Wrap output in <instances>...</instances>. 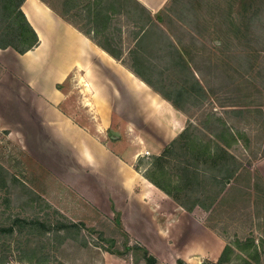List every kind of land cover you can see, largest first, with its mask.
Masks as SVG:
<instances>
[{"label": "rangeland", "instance_id": "rangeland-1", "mask_svg": "<svg viewBox=\"0 0 264 264\" xmlns=\"http://www.w3.org/2000/svg\"><path fill=\"white\" fill-rule=\"evenodd\" d=\"M236 2L168 0L159 11L167 33L158 32V42L152 41L142 58H148L143 69L154 78L152 83L184 110L188 134L213 146L221 129L216 118L243 134L230 149L241 171L227 192L225 205L222 201L211 214L227 222L219 225L227 234L243 239L249 233L255 237V231L264 237V180L255 166L264 158V0H257L244 11L240 20L244 38L231 41L226 48L216 39L222 36L229 17L239 11ZM67 19L80 25L84 22L79 10ZM126 36L122 44L127 49L131 45L125 42ZM175 49L182 51L185 64ZM249 51L255 56L246 57ZM0 53V60L7 63L8 52ZM223 62L229 64L228 68ZM252 63L254 68L249 69ZM2 70L0 65V73ZM240 75H246L245 82L238 81ZM77 78L74 75L62 88L65 100L61 113L80 129L83 137L92 139L96 148L114 155L111 137L120 134L116 126L119 121L115 118L111 129L99 125L100 114L91 107L86 90L84 94L80 92L83 86L77 84ZM118 137L127 144L124 133ZM40 139L38 135L36 143L26 142L17 129L10 134L8 127H0V165L10 175L8 191H0V225L36 219L46 228H27L23 238L16 240L0 235V251L3 253L7 247L11 250L0 255V261L146 264L143 246L130 234L135 229L125 230L121 216L103 195L107 187L113 188L106 176L107 165L113 164L110 161H116L121 168L128 164L111 155L104 160L96 157L95 164L88 166L79 155L67 154L65 149L45 151ZM181 152L184 155L185 151ZM145 167L146 163L140 161L132 169L141 174ZM207 172L210 174L208 168ZM200 199L204 204L211 202L206 196ZM28 233L30 236L25 237ZM17 242L21 245L16 246ZM18 253L24 256L20 259Z\"/></svg>", "mask_w": 264, "mask_h": 264}, {"label": "crops", "instance_id": "crops-1", "mask_svg": "<svg viewBox=\"0 0 264 264\" xmlns=\"http://www.w3.org/2000/svg\"><path fill=\"white\" fill-rule=\"evenodd\" d=\"M54 1L57 5L51 0H25L20 7L38 37V47L23 55L12 49L0 50L9 55L7 63L0 60V127H8L10 134L17 129L26 142L36 143L39 135L45 151L65 149L67 154L79 155L88 166L95 164L96 157L104 160L111 155L128 164L121 168L110 161L113 164L107 165L106 176L113 188L107 187L103 195L121 216L125 230L135 229L130 234L159 264H176V260L216 264L221 258L222 264H262L264 237L260 233L240 239L219 226L227 222L211 217L214 207L226 200L241 170L223 187L218 181L210 185L207 174L192 184L178 182L177 166L186 167L183 161L195 155L185 146L190 134L179 137L188 128L187 120L184 110L152 83L154 78L143 69L148 58H142L149 44L158 42V32L167 33L155 15L168 0H135L153 21L139 36L138 44L135 40L139 37L134 39L138 29L127 20L125 0H115L113 5L112 0ZM74 10L84 19L82 25L67 19ZM125 34V42L131 45L127 49L122 44ZM74 75L83 86L80 92L86 90L91 107L100 114L99 125L111 129L115 118L119 121L116 126L127 144L120 134L111 137L114 155L96 148L92 139L83 137L61 113L65 95L55 86ZM171 143L172 151L164 154ZM140 161L146 167L138 174L132 166ZM198 166L202 169L201 163ZM255 166L264 180V158ZM144 173L152 182L142 176ZM204 196L211 200L209 204L201 201Z\"/></svg>", "mask_w": 264, "mask_h": 264}, {"label": "trees", "instance_id": "trees-1", "mask_svg": "<svg viewBox=\"0 0 264 264\" xmlns=\"http://www.w3.org/2000/svg\"><path fill=\"white\" fill-rule=\"evenodd\" d=\"M24 1L25 0H0V50L12 49L19 55H23L28 51L33 50L38 45V37L32 27L28 24L25 16L23 15L20 9ZM114 1L115 0H112V5L114 4ZM125 1L127 8L125 14L127 16V20L129 21V23H132L138 29L137 32L134 34V39H137L143 33V31L150 24L153 23V21L150 13L141 5H139L135 0ZM235 1H237L236 3L238 4L239 11L237 9L235 15L229 17L228 25L226 26L224 31H221L222 36L220 35L221 37L219 39H216L218 40L221 46H224L226 48L229 47L230 44H232L231 41H237L241 38H244L241 29L243 21L240 20H242L243 14L246 13H244V11H247L248 7L253 6L254 3L257 2V0H232V2ZM155 19L162 21V15L156 14ZM236 21H240V23L236 24ZM140 38L141 37L135 40L136 44H138ZM175 51L176 56L181 59V61L185 64L182 56V51H177V49H175ZM245 55L246 57L255 56L254 53L250 51L245 53ZM223 63L224 66L227 65L226 68H228L229 64L225 62ZM253 68L254 66L252 63L249 69ZM245 76L246 75H240L238 81L245 82V80H243V78H247ZM70 78L71 77L69 76L63 84L56 85V89L62 92L63 86L68 83ZM246 81L248 80L246 79ZM163 99L165 98L163 97ZM171 105L173 107H176L173 102L171 103ZM60 111L63 112L61 108ZM216 120L219 122L221 129L219 134L215 136L216 138L214 140L216 142H212L213 146H211L208 142H202L197 137H192L191 135L190 137H188V128L185 129V131L179 136L181 139L183 137L190 138V142H187L185 146L188 151L195 153V155H193L194 159H185L183 161V164L186 165V167L177 166L176 171L178 176V182L192 184L196 182L197 178H199L201 174L202 177H205L204 174H207L209 175L207 177L208 183L212 184V182L218 181L223 187V185H225L228 180L233 178V176L238 170H241V168L237 165L236 157L230 153V149L232 148V146L237 145V140H239L240 136L243 137V134L239 130L232 131L233 129L231 127H228L226 123L221 119L216 118ZM235 134L237 136H235ZM244 141L247 142L248 140L244 139ZM172 148L173 144L171 143L163 150V153H170L172 151ZM198 154L201 155L199 156ZM197 155L199 156V158H201V160L198 161ZM198 163H201L202 166L205 167H201L202 169H199ZM207 168L210 174L206 172ZM143 176L148 181H151V179L146 174H144ZM8 180L10 181L9 173L3 168V166L0 165V191H8ZM154 186H157V188H159L156 184H154ZM25 223H27L26 226H24ZM34 227H40L44 230L46 229L45 225L43 223H40V221H37L36 219H30L28 222L24 220H15L13 222L0 225V235H2L4 239L9 238L16 240L19 237H22V235H24L27 228ZM27 236H30V233L25 235V237ZM15 245L20 246L21 244H18L17 242ZM6 250L11 251L10 248L7 247V249H5L3 253L2 251H0V255H5ZM142 250L143 258L146 264H159L158 261L153 256H151L145 248L142 247ZM22 256H24V254L18 253V258L21 259ZM222 263L223 260L221 258L216 264ZM0 264H4L2 260L0 261ZM176 264L186 263H184L182 260H176ZM203 264L213 263L205 261L203 262Z\"/></svg>", "mask_w": 264, "mask_h": 264}, {"label": "bare ground", "instance_id": "bare-ground-1", "mask_svg": "<svg viewBox=\"0 0 264 264\" xmlns=\"http://www.w3.org/2000/svg\"><path fill=\"white\" fill-rule=\"evenodd\" d=\"M27 57H31V54L30 53H28L27 55H26ZM31 59V58H30ZM60 74V73H59Z\"/></svg>", "mask_w": 264, "mask_h": 264}]
</instances>
